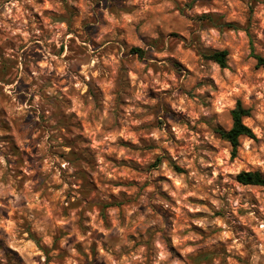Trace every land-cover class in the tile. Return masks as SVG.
Returning <instances> with one entry per match:
<instances>
[{
  "label": "clouds",
  "instance_id": "obj_1",
  "mask_svg": "<svg viewBox=\"0 0 264 264\" xmlns=\"http://www.w3.org/2000/svg\"><path fill=\"white\" fill-rule=\"evenodd\" d=\"M0 264H264V0H0Z\"/></svg>",
  "mask_w": 264,
  "mask_h": 264
}]
</instances>
